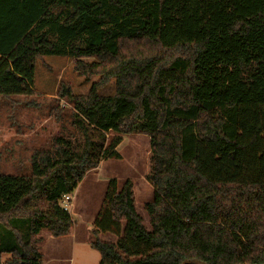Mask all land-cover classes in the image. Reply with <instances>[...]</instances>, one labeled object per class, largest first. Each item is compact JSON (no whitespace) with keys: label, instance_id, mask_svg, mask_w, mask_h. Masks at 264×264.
Segmentation results:
<instances>
[{"label":"trees","instance_id":"16d2710c","mask_svg":"<svg viewBox=\"0 0 264 264\" xmlns=\"http://www.w3.org/2000/svg\"><path fill=\"white\" fill-rule=\"evenodd\" d=\"M45 56L100 77L58 91L76 134L35 150L28 173L0 172V264H42L40 232L75 222L63 196L133 133L150 137L151 227L133 180L110 178L91 231L99 264H236L219 225L264 228V0H0V96L34 94Z\"/></svg>","mask_w":264,"mask_h":264},{"label":"rangeland","instance_id":"374dc122","mask_svg":"<svg viewBox=\"0 0 264 264\" xmlns=\"http://www.w3.org/2000/svg\"><path fill=\"white\" fill-rule=\"evenodd\" d=\"M132 47L135 49L136 44ZM95 57H85L91 62ZM99 75L89 79L75 70L74 59L65 56H45L36 61L35 93L32 95L0 96V172L28 173L31 155L35 150L48 149L56 136L74 135L71 103L59 96L58 91L68 85L74 94H87ZM115 79L111 78L101 89L105 101L115 92ZM114 131H109L113 135ZM120 159L103 160L98 176L108 182L116 177L120 184L127 178L134 182L136 206L145 224L150 228L145 203L153 196V186L147 179L151 170L150 137L142 133L124 135L118 146ZM103 182L100 180L99 184ZM89 194V193H88ZM223 240L237 245L236 264H264V228L260 223L220 224ZM101 238L116 241L117 235L103 232ZM90 255L83 252L66 254V264H99L100 253L91 248ZM10 257L4 254L3 260Z\"/></svg>","mask_w":264,"mask_h":264},{"label":"crops","instance_id":"0c3cea01","mask_svg":"<svg viewBox=\"0 0 264 264\" xmlns=\"http://www.w3.org/2000/svg\"><path fill=\"white\" fill-rule=\"evenodd\" d=\"M102 168H104L103 161L96 168L88 171L72 194L68 209L75 222L70 232L62 236H54L46 229L40 232L38 245L44 258L42 264H66V254L75 252L78 254L83 252L84 256L90 255L88 246L93 248L90 245L92 225L101 208L108 185L105 178H101L103 182L99 184L101 179L98 172Z\"/></svg>","mask_w":264,"mask_h":264},{"label":"built area","instance_id":"2783aa9c","mask_svg":"<svg viewBox=\"0 0 264 264\" xmlns=\"http://www.w3.org/2000/svg\"><path fill=\"white\" fill-rule=\"evenodd\" d=\"M71 201H72V194H65L62 198V205L66 208H69L70 207V204H71Z\"/></svg>","mask_w":264,"mask_h":264}]
</instances>
